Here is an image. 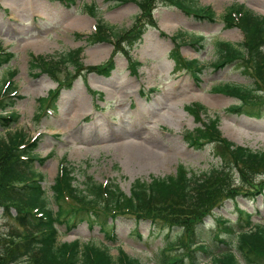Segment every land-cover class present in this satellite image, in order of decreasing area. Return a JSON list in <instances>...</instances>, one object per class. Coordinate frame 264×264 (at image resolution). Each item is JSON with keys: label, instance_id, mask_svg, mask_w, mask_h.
I'll list each match as a JSON object with an SVG mask.
<instances>
[{"label": "rangeland", "instance_id": "374dc122", "mask_svg": "<svg viewBox=\"0 0 264 264\" xmlns=\"http://www.w3.org/2000/svg\"><path fill=\"white\" fill-rule=\"evenodd\" d=\"M200 3L215 10V21L198 19L160 2L154 10L156 26H153L144 24L143 18L135 24L140 9L134 1L0 0V44L14 54L8 64L0 66V87L13 71L11 80L19 95L14 96L13 110L20 118L12 130L26 131L31 137L40 134L36 151L46 160L38 163V167L45 174L43 185L50 195L63 162L74 167L80 187L92 177L98 183L118 184L128 195L136 179L176 174L180 165L198 173L220 165L210 145L196 147L185 137L187 131L200 126L188 108L195 103L205 105L210 117L219 116V126L226 138L254 150H264V110L256 114L258 107L248 103L234 110L232 107L241 101L214 89L226 83L252 86L254 79L239 61L219 68L212 66L218 61L213 45L216 41L240 43L244 39L238 27L226 25L223 19L226 9L239 3L264 15V0H200ZM87 5H94L98 16L90 14ZM98 19L120 30L137 31L143 24L146 30L141 43L127 53L128 50L120 48L123 43L127 46V39H122L116 48L108 41L89 40ZM186 32L203 34L207 41L202 48L189 43ZM174 36H178L176 41L172 39ZM36 43L42 50L34 49ZM176 43H181L178 50L183 57L198 59L203 65L196 79L188 71L174 70L169 55ZM79 47L83 49L87 67L112 60L110 75L86 69L75 73L73 78L62 68L56 71V79L32 66L37 56L58 55ZM130 55L140 63L136 71L129 66ZM56 88L60 92L52 102L53 95L50 98L49 95ZM44 98L49 101L42 105ZM258 178L262 181L264 177ZM238 207L252 213L254 222L264 224V193L227 200L215 210L214 216L235 222ZM11 220L0 218V229L6 230L13 224ZM206 221L199 240L212 243L211 236L220 224L212 217ZM114 224L113 240L105 237L99 224L83 221L70 228L60 224V240L107 244L115 255L121 248L144 264H161V251L169 241L177 240L180 230L161 231L149 220L137 222L128 216L118 217ZM215 247L218 250L224 245L217 242ZM172 253L181 254L183 250L169 252ZM194 255L200 264L210 260L209 255L200 251ZM240 258L244 262L241 255Z\"/></svg>", "mask_w": 264, "mask_h": 264}, {"label": "trees", "instance_id": "16d2710c", "mask_svg": "<svg viewBox=\"0 0 264 264\" xmlns=\"http://www.w3.org/2000/svg\"><path fill=\"white\" fill-rule=\"evenodd\" d=\"M156 1L137 0L142 10L138 21L143 18L146 20L144 24L155 25L152 11ZM163 1L188 14L210 19L215 16L212 8L201 6L195 0ZM88 9L95 14V7L89 5ZM225 16L230 25H238L243 30L245 42L216 41L214 46L220 58L217 67L240 61L254 79V86L222 84L216 86V90L244 101L246 98L249 101V95L256 93L260 99L254 105L261 106L264 103V16L242 4H234ZM144 24L137 31L129 30L133 33L129 36L131 45L142 37ZM119 32L122 31L113 25L99 23L91 37L98 40H108L112 36L122 38L123 34ZM192 41L199 43L203 37ZM245 54H249V58ZM172 56L178 69L188 68L196 78L197 72L202 71L198 60H186L177 50ZM12 57L13 54L2 51L0 45V66L10 62ZM70 65L75 71L85 68L79 50L49 57L37 56L32 62L34 68L54 78L58 76L56 71L68 69ZM111 67L112 63H109L90 69L108 72ZM16 91L12 81L6 88H0V218L13 222L6 230L0 229V264H144L121 248L115 255L107 244L80 239L60 240L58 225L70 228L83 221L89 225L99 224L105 237L113 240L114 221L123 216L134 217L137 222L149 220L161 231L180 229L177 240L169 241L161 251V264H200L194 255L196 251L211 256L203 264H243L238 253L247 264H264V225L255 224L251 214L239 211L240 220L234 225L221 221L225 225L222 229L229 235L222 238L215 234V238L224 247L217 250L210 242L205 244L199 240L206 218L216 214L215 209L223 206L226 200L264 190V181L256 182L259 175H264V150L254 151L233 143L221 134L218 119L209 118L202 126L185 133L191 145H213V152L220 157L222 164L209 171L190 172L180 165L175 175L152 176L150 181L136 179L131 194L127 195L118 184L98 183L92 177L80 187L74 167L63 164L50 195L43 185L46 177L37 167L38 162L45 161L36 153L37 140L22 130H12L20 118L18 112L11 110L16 102L13 97ZM50 95L54 97L53 91ZM42 101L45 103L49 98ZM189 108L199 121L202 120L201 113L207 112V108L198 103ZM245 185H249L248 189L242 188ZM179 249L183 253L169 254Z\"/></svg>", "mask_w": 264, "mask_h": 264}, {"label": "bare ground", "instance_id": "6f19581e", "mask_svg": "<svg viewBox=\"0 0 264 264\" xmlns=\"http://www.w3.org/2000/svg\"><path fill=\"white\" fill-rule=\"evenodd\" d=\"M34 49L36 50V51H40V50H42V48H40V44H35V47H34Z\"/></svg>", "mask_w": 264, "mask_h": 264}]
</instances>
